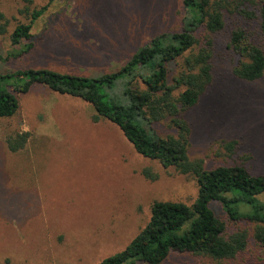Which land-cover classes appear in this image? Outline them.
<instances>
[{
	"label": "rangeland",
	"instance_id": "374dc122",
	"mask_svg": "<svg viewBox=\"0 0 264 264\" xmlns=\"http://www.w3.org/2000/svg\"><path fill=\"white\" fill-rule=\"evenodd\" d=\"M44 5L32 23L30 51L8 56L26 44L11 46L10 33ZM0 12L8 23L0 34V74L39 68L86 77L116 72L155 36L181 31L186 18L183 0H0ZM225 20L231 28L256 27L237 15ZM219 42L212 83L184 115L188 157L206 169L242 164L264 174V75L253 82L234 77L237 57ZM169 67L175 75L176 66ZM18 104L13 117L0 119V263L98 264L135 237L153 202L195 200L192 176L137 154L115 125L93 120L85 101L34 87ZM157 130L174 134L166 122ZM17 132L28 140L11 153L5 140ZM228 142L236 143L233 152ZM213 210L226 220L219 206ZM246 227L228 222L226 232ZM248 247L233 261L173 253L161 264H264V248Z\"/></svg>",
	"mask_w": 264,
	"mask_h": 264
},
{
	"label": "trees",
	"instance_id": "16d2710c",
	"mask_svg": "<svg viewBox=\"0 0 264 264\" xmlns=\"http://www.w3.org/2000/svg\"><path fill=\"white\" fill-rule=\"evenodd\" d=\"M183 7L186 18L181 31L155 36L114 73L86 77L29 68L0 74V119L13 117L18 96L34 87L77 97L93 108L94 121L101 118L115 125L137 154L195 180L197 196L190 205L153 202L147 223L135 237L121 252L98 264H161L173 253L220 263L245 255L250 243L264 248V174H253L242 164L206 169L202 160L189 159L191 128L184 116L212 83L219 41L237 57L234 77L253 82L264 75V0H238V6L235 0H183ZM46 9L44 5L31 11L29 23L13 29L11 46L26 44L8 56L30 51L32 23ZM228 15L256 21L255 30L227 27ZM7 24L0 12L1 35ZM171 64L177 69L172 76ZM163 122L174 134L158 132ZM28 136L26 132L8 136L7 150L19 152ZM235 146L228 142L226 148L233 152ZM144 175L155 178L148 170ZM215 205L226 220L217 216ZM228 222H243L247 227L227 234Z\"/></svg>",
	"mask_w": 264,
	"mask_h": 264
}]
</instances>
